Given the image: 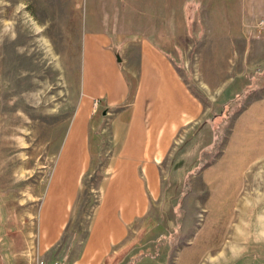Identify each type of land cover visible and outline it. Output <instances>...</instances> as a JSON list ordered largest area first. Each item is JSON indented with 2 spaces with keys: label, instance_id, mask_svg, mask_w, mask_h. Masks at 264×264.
I'll return each mask as SVG.
<instances>
[{
  "label": "rangeland",
  "instance_id": "374dc122",
  "mask_svg": "<svg viewBox=\"0 0 264 264\" xmlns=\"http://www.w3.org/2000/svg\"><path fill=\"white\" fill-rule=\"evenodd\" d=\"M90 32L146 36L201 105L156 167L157 196L146 194L145 214L128 223L110 260L264 264V13L244 0H0V252L8 256L10 243V264H70L85 244L107 176L101 168L116 148L105 132L109 147L79 178L63 231L47 250L39 241L42 206L56 207L52 197L41 201L45 186L75 160L66 151ZM208 117L215 141L206 149ZM178 159L195 169L170 170ZM73 175L65 167L64 181Z\"/></svg>",
  "mask_w": 264,
  "mask_h": 264
},
{
  "label": "crops",
  "instance_id": "0c3cea01",
  "mask_svg": "<svg viewBox=\"0 0 264 264\" xmlns=\"http://www.w3.org/2000/svg\"><path fill=\"white\" fill-rule=\"evenodd\" d=\"M244 3L249 11L264 13V0ZM80 60L77 133L70 138L73 150L66 151L75 160L68 159L53 184L45 186L41 201L52 197L56 207L42 206L46 224L39 245L47 250L66 226L79 178L91 170L94 153L109 147L103 143L105 132L109 143L116 145L114 157L101 168L107 176L99 187L87 239L70 264H115L117 258L109 257L126 236L128 223L142 219L146 194L157 196L156 167L176 136L201 115V105L173 61L142 34L90 32L82 41ZM98 111L99 117L84 122L85 115ZM67 166L74 172L69 182L63 178ZM7 250L8 256L0 252V264H10V243Z\"/></svg>",
  "mask_w": 264,
  "mask_h": 264
},
{
  "label": "trees",
  "instance_id": "16d2710c",
  "mask_svg": "<svg viewBox=\"0 0 264 264\" xmlns=\"http://www.w3.org/2000/svg\"><path fill=\"white\" fill-rule=\"evenodd\" d=\"M211 118L212 117H208L205 121H204V124H206L207 126H209V128L211 129V134H210V137H211V140H210V142L208 143V145H206V147H204V148H206V149H208V148H210V147H212L213 146V143H214V141H215V134H213L214 133V130L212 129V125H211ZM202 120H201V125H202ZM195 166H191V165H188V164H186L183 160H181V159H178L176 162H174L173 163V165L171 166V168H170V170L173 168V169H175V170H177V169H187V171L186 172H189V171H191V170H194L195 168H194ZM183 170V171H184Z\"/></svg>",
  "mask_w": 264,
  "mask_h": 264
},
{
  "label": "built area",
  "instance_id": "2783aa9c",
  "mask_svg": "<svg viewBox=\"0 0 264 264\" xmlns=\"http://www.w3.org/2000/svg\"><path fill=\"white\" fill-rule=\"evenodd\" d=\"M39 264H43V263L39 262ZM52 264H56V263H52Z\"/></svg>",
  "mask_w": 264,
  "mask_h": 264
},
{
  "label": "water",
  "instance_id": "95a60500",
  "mask_svg": "<svg viewBox=\"0 0 264 264\" xmlns=\"http://www.w3.org/2000/svg\"><path fill=\"white\" fill-rule=\"evenodd\" d=\"M116 60L119 61L118 57H116Z\"/></svg>",
  "mask_w": 264,
  "mask_h": 264
}]
</instances>
